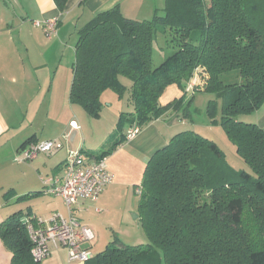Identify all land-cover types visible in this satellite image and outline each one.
I'll list each match as a JSON object with an SVG mask.
<instances>
[{
	"label": "trees",
	"instance_id": "trees-1",
	"mask_svg": "<svg viewBox=\"0 0 264 264\" xmlns=\"http://www.w3.org/2000/svg\"><path fill=\"white\" fill-rule=\"evenodd\" d=\"M68 2L55 0L61 12ZM159 33L173 51L156 65ZM77 38L71 101L94 118L101 116L106 91L126 94L133 105L91 156L111 154L126 140V125L142 128L171 108L186 116L194 97L186 103L185 89L201 68L198 91L222 101L221 124L250 167L236 171L215 141L194 130L178 132L146 163L140 185L139 216L150 242L116 237L84 263L264 264V128L238 119L264 104V0H165L150 19L127 17L115 6L97 13ZM231 71L239 72L238 82L223 80ZM122 77L131 79L129 87ZM172 84L184 95L163 105L159 98ZM31 222L37 220L18 211L0 224L11 264H40L32 256Z\"/></svg>",
	"mask_w": 264,
	"mask_h": 264
},
{
	"label": "crops",
	"instance_id": "crops-1",
	"mask_svg": "<svg viewBox=\"0 0 264 264\" xmlns=\"http://www.w3.org/2000/svg\"><path fill=\"white\" fill-rule=\"evenodd\" d=\"M118 6L124 15L136 19H150L165 6V0H69L64 11L55 0H0V150L7 147L10 154H20L32 142L62 138L65 150L41 153L37 158L21 163L18 181L13 171L3 172L0 180V224L10 214L21 211L24 217L39 220L54 212L69 216L60 195L40 193L44 190L41 177L60 175L71 149L83 150L90 161L96 159L89 153L90 133L96 132V123L103 119V111L113 115L112 136L118 126L120 113L133 110L127 98L125 109L113 108V99L120 98L112 91L104 92V102L99 122L70 98L74 79L78 30L100 11ZM58 18L56 35L50 39L34 20ZM84 18V23L82 19ZM184 91L176 84L169 85L160 99L165 105L181 98ZM264 106V104H263ZM106 107V108H105ZM105 108V109H104ZM112 108V109H111ZM105 113V112H104ZM187 121L181 110L171 108L164 115L143 126L132 138L119 144L106 158L114 181L107 185L98 199L80 198L74 213L82 224L95 234L92 241L84 243L94 254L119 237L130 240L139 222L130 220L138 211L139 187L149 159L168 144ZM76 127H72L71 123ZM264 128L261 119L258 124ZM130 128L126 125V132ZM110 138V137H109ZM108 138V139H109ZM108 139L102 143L107 144ZM28 197L19 200L21 196ZM48 221V220H47ZM45 221V224H48ZM141 234L137 240H142ZM138 241V242H140ZM40 264H85L70 260L65 245L55 247ZM102 250H98L100 252ZM12 252L0 236V264H11Z\"/></svg>",
	"mask_w": 264,
	"mask_h": 264
},
{
	"label": "built area",
	"instance_id": "built-area-1",
	"mask_svg": "<svg viewBox=\"0 0 264 264\" xmlns=\"http://www.w3.org/2000/svg\"><path fill=\"white\" fill-rule=\"evenodd\" d=\"M33 24L44 30L49 39L56 35L59 27L58 18L46 20H34ZM197 68L187 83L185 92L193 95L204 84V73ZM72 127H76L71 123ZM140 127L131 125L127 131V140H132L139 132ZM63 144L57 140L48 139L32 142L22 148L16 156L18 162L30 161L37 158L41 153L52 152L61 148ZM106 158L90 161L81 150H71L68 153L60 175L41 177L44 184V192L60 195L69 211L66 217L59 212H54L47 223L39 219L28 225V232L32 245V256L38 262L46 258L50 252V244L55 247L65 245L68 248L69 259L86 262L94 256V253L84 243L92 241L95 234L92 229L81 223L74 210L80 198L98 199L102 191L114 181V174L107 166ZM139 187V191H140Z\"/></svg>",
	"mask_w": 264,
	"mask_h": 264
},
{
	"label": "rangeland",
	"instance_id": "rangeland-1",
	"mask_svg": "<svg viewBox=\"0 0 264 264\" xmlns=\"http://www.w3.org/2000/svg\"><path fill=\"white\" fill-rule=\"evenodd\" d=\"M153 16H151L150 18H152ZM149 19V18H148ZM84 23V18L82 19V23ZM83 27V26H82ZM80 27L79 30L82 28ZM79 30H78V37H79ZM158 36L156 37V40L154 42V63L156 65L160 64L173 50L169 49L167 47H165V37L163 35H161V33L157 34ZM223 80L227 83L229 82H238L240 80V76H239V72L238 71H231L229 73H225L222 76ZM123 83L126 86H130L132 81L131 79L127 78V77H122ZM112 93V91H109ZM194 97V98H192ZM185 102L187 103L191 98L192 101L190 102L189 106H188V110H186V119L187 121L183 122V124L181 125L180 128H178V131H183V130H194L198 133H200L201 135L205 136V137H209V139L215 141L217 143V145L219 146V148L221 149V151L224 153L225 156V162L226 164H228L232 169L236 170V171H241V170H248L250 171V167L249 165L245 162V160L243 159V157L238 153L237 148H236V144L228 137V135H226V131L224 129V127L221 124V116H222V101L216 97L215 93L212 92H206V91H197L194 95L190 92L185 94ZM211 100L216 101L217 104L214 103H210ZM113 109L114 108H119L120 109H125L127 107V95L125 94V96L123 98H120L118 101L115 100V98L113 99ZM213 106V113H215L213 116L215 118H212L213 116H211L210 110L209 109V105ZM106 108V107H105ZM104 108V109H105ZM110 109H105L103 111L104 117L103 119H101V121L99 122V118H95L94 120H96L95 122H99L96 123V132L95 134H91L89 136L88 141V145L91 147H93V152L89 153L90 155L93 154H97L101 149H102V143H104V141L106 139H108L111 135V133L109 135H107V133H109L110 131H112V121H114V117L112 114H109L107 111ZM105 112V113H104ZM238 119L242 122H247V123H256L258 124V121L261 119V121L264 123V106L262 105L261 107H259V109L250 112V113H244L238 116ZM260 125V123L258 124ZM62 138H64L67 141L68 138V133L64 132L62 134ZM54 140H57L59 142H61L62 140L57 137L54 138ZM65 140H63V142H65ZM63 142H61L63 144ZM57 150H65V147H61V148H56L53 150L57 151ZM71 150H78V149H71ZM69 150V152L71 151ZM68 152V153H69ZM67 153V154H68ZM18 154H10V152L8 151L7 147L3 148L2 150H0V180L3 178V172L7 171H13L14 173V180L15 182L18 181V175L21 171V163H26L29 161H25V162H18L16 160V156ZM52 214H49L45 217L42 218L43 221H47L48 219H50V216ZM140 212H139V208L138 211L134 212L131 214V217L129 218L130 220H135L137 222H139L140 228H139V232L137 231L136 233H134L133 237L130 240H124L123 242H125L126 244H133V245H137V244H148L150 241L148 236L146 235L144 229H142V223H141V217L139 216ZM141 234L142 236V240H137L138 236ZM115 240V237H113L111 239V242ZM140 241V242H138ZM110 243V242H109ZM109 244H106L105 246H101L100 248L95 246V252H98V250H104L107 248ZM164 264V261H163Z\"/></svg>",
	"mask_w": 264,
	"mask_h": 264
}]
</instances>
